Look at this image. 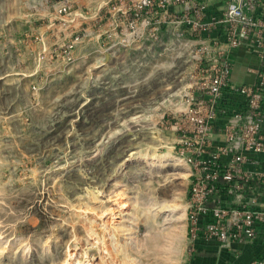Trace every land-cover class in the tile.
Returning <instances> with one entry per match:
<instances>
[{"label": "rangeland", "instance_id": "374dc122", "mask_svg": "<svg viewBox=\"0 0 264 264\" xmlns=\"http://www.w3.org/2000/svg\"><path fill=\"white\" fill-rule=\"evenodd\" d=\"M69 1L0 0V264H190L171 124L197 38L125 39Z\"/></svg>", "mask_w": 264, "mask_h": 264}, {"label": "built area", "instance_id": "2783aa9c", "mask_svg": "<svg viewBox=\"0 0 264 264\" xmlns=\"http://www.w3.org/2000/svg\"><path fill=\"white\" fill-rule=\"evenodd\" d=\"M93 1L85 18L114 24L125 39L156 38L171 22L178 39L197 38L188 107L171 124L190 171V251L217 243L239 257L234 245L255 243L250 264H264V0ZM72 4L64 0L60 12ZM238 49L260 60L253 83L233 79Z\"/></svg>", "mask_w": 264, "mask_h": 264}, {"label": "crops", "instance_id": "0c3cea01", "mask_svg": "<svg viewBox=\"0 0 264 264\" xmlns=\"http://www.w3.org/2000/svg\"><path fill=\"white\" fill-rule=\"evenodd\" d=\"M234 71L233 79L241 83H253L255 80V69L259 66L260 60L255 55H250L242 49L236 50L233 55ZM221 121L218 123L221 125ZM240 247L239 257L233 250L222 248L217 243L200 244V249L194 252L193 264H250L251 259L259 249L255 243L246 244ZM196 253V254H195Z\"/></svg>", "mask_w": 264, "mask_h": 264}]
</instances>
